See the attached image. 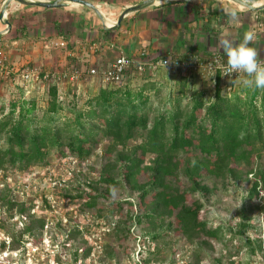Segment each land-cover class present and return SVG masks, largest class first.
I'll use <instances>...</instances> for the list:
<instances>
[{
    "label": "trees",
    "instance_id": "obj_1",
    "mask_svg": "<svg viewBox=\"0 0 264 264\" xmlns=\"http://www.w3.org/2000/svg\"><path fill=\"white\" fill-rule=\"evenodd\" d=\"M180 75L179 94L170 95L163 110L155 108L147 94H158L165 87L153 79L136 91L122 83L107 84L82 107L75 100L65 103L61 99L59 80L55 79L47 82L48 104L41 114L36 98L10 103L7 112L5 104L0 106V170L4 178L10 167L26 171L47 165L53 152L58 156L68 153L82 163L108 140L99 177L86 183L90 194L80 193L79 197L87 198L85 206L94 209L101 198L111 199L118 187L136 194L137 202L123 200L131 207L125 220H115L123 201L101 211L112 219L117 238L127 239L133 224L143 226L145 235L158 244L164 240L171 245L174 234L195 247V264H201L202 251H212L213 240L223 242L228 234L243 241L239 252L245 247L253 255L263 252V240L251 238L248 231L254 228L255 210L264 211V203L253 201L264 193V90L242 85L225 90L219 73L214 95L207 97L208 91L196 88L191 81L206 77ZM187 98L190 101L183 104ZM154 112L157 114L151 119ZM241 181L250 186L235 210L234 226H214L202 218L206 202L192 198L211 197L218 184L226 187ZM10 193L11 186L5 183L0 202L9 213L15 210L26 218L22 235L41 236L45 218L31 214L32 209ZM69 236L81 242L78 229ZM15 244L13 238V250ZM80 249L75 246L74 260L86 259L92 251L91 247ZM103 251L115 257L116 249L110 244L106 243ZM156 251L160 249L156 247ZM216 262L223 264L220 259Z\"/></svg>",
    "mask_w": 264,
    "mask_h": 264
},
{
    "label": "rangeland",
    "instance_id": "obj_2",
    "mask_svg": "<svg viewBox=\"0 0 264 264\" xmlns=\"http://www.w3.org/2000/svg\"><path fill=\"white\" fill-rule=\"evenodd\" d=\"M131 73L125 77L122 86L130 87L136 91L145 81L152 79H158V82L165 86L158 94L147 93L150 94L148 96L151 97V104L155 108L163 110L167 98L170 95L179 94V80L182 71L157 73L154 71V75H151L150 72L143 75L133 73L132 76ZM129 75L131 77L128 78ZM191 81H195L193 84L196 88L200 86L206 89L207 97L214 95L215 84L208 78L201 81L200 78H197ZM222 83L225 84V81ZM78 84L79 86L72 85V87H78L79 93L77 91L67 94L63 90L68 85L60 86L61 99L65 103L75 100L81 107L86 106L87 100L93 98L103 86L107 85L98 76L86 77ZM84 84V88L88 92L81 91ZM232 85H236L237 89L240 86ZM33 98H36L39 103L41 109L39 114H41L48 104L47 82H30L21 85L15 80H10L8 86H5V89L0 92V106L5 104V112H7L10 103ZM189 101L188 98L184 99L183 104ZM156 114L157 112L152 113L151 119ZM107 145L108 140L99 146L90 159L82 163L68 153L66 156H58L57 152H53L47 165H36L26 171L10 167L5 178L4 173L0 170V193L4 190L5 183H9L11 186L9 195L31 208V214L46 220L43 233L38 238L22 235L26 218L20 216L15 210L9 213L7 207H4L0 202V264H195V247L189 244L185 238L175 237L174 234L171 245L165 243L164 240L159 241V244L153 242L145 235L143 226L137 224L132 225L127 239L124 236L117 238L114 235L112 219L105 218L101 211L103 208L116 207L119 201L137 202L136 194H131L129 189L116 188L114 196L108 200L101 198L97 208L91 209L85 206L87 198L79 197V194H90L86 183L97 180L99 177ZM150 160L148 158V161ZM183 182L186 185L185 179H182V187H184ZM249 186L250 183L246 181L226 187L218 184L217 191L213 196L205 198L198 195L192 199L201 197L205 200L206 208L201 216L214 226L220 224L234 226L237 220L233 215H235V210L242 205L244 196L248 194ZM150 199L151 197H148L147 200L150 201ZM253 201L263 204L264 193L261 192L260 197ZM134 208H138V206L135 205ZM130 209L128 201H123L122 208L120 205L119 213L117 212L115 215V220H125ZM253 224L254 228L248 231V236L253 239L261 238L264 245V211L255 210ZM74 229L81 232L79 239L81 242H74L69 238L70 232ZM13 238L16 242L15 246H17L15 250L12 249ZM106 243L116 249L114 258L103 253ZM241 243L243 241L230 238V234L226 235L223 242L213 240L212 251L201 252V264H217L216 260L218 259L223 264H264V251L253 255L245 247L239 252L238 248ZM75 246L81 247L80 251L91 247L90 256L86 259L80 257L78 260H74ZM156 247L161 252H155Z\"/></svg>",
    "mask_w": 264,
    "mask_h": 264
},
{
    "label": "crops",
    "instance_id": "obj_3",
    "mask_svg": "<svg viewBox=\"0 0 264 264\" xmlns=\"http://www.w3.org/2000/svg\"><path fill=\"white\" fill-rule=\"evenodd\" d=\"M7 1L0 0V42L9 61L18 66L67 70L78 65L102 72L117 57L135 56L142 50L155 62L165 57L211 56L224 53L218 43L221 36L238 44L246 31L254 34L250 46L264 59V0H258L254 11L241 13L234 22L221 9L234 7V0H83L95 9L77 0H24L35 4L11 0L2 18ZM39 2L61 5L45 7ZM146 2L152 4L129 12L120 21L127 8ZM59 39L67 40L68 48L49 46ZM93 43L99 46L96 52L89 49ZM157 72L167 71L158 68ZM223 81L225 90L233 87L227 78ZM8 83L0 77V92ZM58 84L60 92L65 84L67 94L79 90L72 87L78 83L60 80ZM84 87L81 91L88 92Z\"/></svg>",
    "mask_w": 264,
    "mask_h": 264
},
{
    "label": "built area",
    "instance_id": "obj_4",
    "mask_svg": "<svg viewBox=\"0 0 264 264\" xmlns=\"http://www.w3.org/2000/svg\"><path fill=\"white\" fill-rule=\"evenodd\" d=\"M49 46L56 49H66L69 42L65 39L52 40ZM5 45L0 42V77L2 80H15L21 85L30 82L50 81V80H66L72 83H79L86 77H101L105 84H120L125 80V77L130 73L143 75L145 73L154 72L158 68H163L167 72H180L185 74L198 73L202 77L212 78L213 84L216 83V75L221 73L224 78L234 80L236 73L224 75L227 70V57L224 53L219 52L211 56H190L185 59L165 57L159 61L147 59V53L142 50L135 56L122 55L117 57L104 71L96 67L81 68L78 65L72 66L70 69H44L42 66L25 67L11 63L8 57L4 54ZM91 51H98V44L89 46ZM164 61L166 63H164Z\"/></svg>",
    "mask_w": 264,
    "mask_h": 264
},
{
    "label": "clouds",
    "instance_id": "obj_5",
    "mask_svg": "<svg viewBox=\"0 0 264 264\" xmlns=\"http://www.w3.org/2000/svg\"><path fill=\"white\" fill-rule=\"evenodd\" d=\"M257 6L258 0H234V7L221 9L229 22H234L239 20L241 13L254 11ZM253 41L254 34L251 31H246L238 44L221 36L218 43L227 57V70L224 75L236 73L232 84L242 85L253 91L264 90V59L250 46Z\"/></svg>",
    "mask_w": 264,
    "mask_h": 264
},
{
    "label": "water",
    "instance_id": "obj_6",
    "mask_svg": "<svg viewBox=\"0 0 264 264\" xmlns=\"http://www.w3.org/2000/svg\"><path fill=\"white\" fill-rule=\"evenodd\" d=\"M19 1H23V2H25V3H29V4H35V2H26V1H24V0H19ZM79 3H82V4H84V5H86V6H89V7H92V8H94L95 9V6H93L91 3H89V2H87V1H83V0H77ZM184 1H187V0H184ZM10 2H11V0H8L7 1V3H6V6L4 7V10L2 11V18H3V16H4V13H5V11H6V9H7V7H8V5L10 4ZM39 5H41V6H45V7H58V6H60L61 4L60 3H44V2H39L38 3ZM152 3L151 2H146V3H142V4H138V5H135V6H132V7H129V8H127L124 12H123V14L121 15V18H120V21H122V19L124 18V16L126 15V14H128L129 12H132V11H139V10H141V9H144V8H146V7H148V6H150Z\"/></svg>",
    "mask_w": 264,
    "mask_h": 264
},
{
    "label": "bare ground",
    "instance_id": "obj_7",
    "mask_svg": "<svg viewBox=\"0 0 264 264\" xmlns=\"http://www.w3.org/2000/svg\"><path fill=\"white\" fill-rule=\"evenodd\" d=\"M109 24H112V23L109 22Z\"/></svg>",
    "mask_w": 264,
    "mask_h": 264
}]
</instances>
